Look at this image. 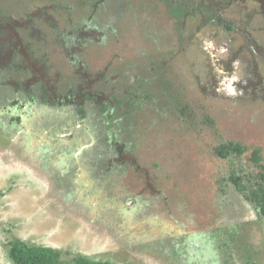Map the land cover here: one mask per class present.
I'll return each instance as SVG.
<instances>
[{
    "label": "rangeland",
    "instance_id": "rangeland-1",
    "mask_svg": "<svg viewBox=\"0 0 264 264\" xmlns=\"http://www.w3.org/2000/svg\"><path fill=\"white\" fill-rule=\"evenodd\" d=\"M60 2L44 14L36 9L49 7L44 0L6 2L16 20L0 34V52L9 46L0 58V120L7 101L28 100L31 112L25 128L0 122V264H15L16 238L63 251L61 264L79 255L112 264H264V217L229 180L233 171L246 183L256 174L254 150L264 163V3L218 0L226 7L218 11L207 1L208 11L178 19L166 0ZM216 12L235 29L202 23ZM218 48L231 51L229 60ZM15 49L24 59L14 61ZM129 83L137 109L126 97L101 113L113 94L132 96ZM52 116L75 121L79 144L90 132L92 173L78 156L81 168L67 174L61 156L70 140L41 130ZM115 138L126 144L121 158ZM228 141L245 152L217 155ZM98 159L102 169L90 164Z\"/></svg>",
    "mask_w": 264,
    "mask_h": 264
},
{
    "label": "trees",
    "instance_id": "trees-1",
    "mask_svg": "<svg viewBox=\"0 0 264 264\" xmlns=\"http://www.w3.org/2000/svg\"><path fill=\"white\" fill-rule=\"evenodd\" d=\"M18 1L19 0H15ZM46 1L47 5L49 7L46 6H39L36 9H38L41 13H45L48 11V9L51 8H58V6L63 5L60 0H44ZM104 0H100V3L103 2ZM207 1L209 3V5L213 6V0H205L203 2L200 3L199 0H166V5L168 7V10L170 13H172V15L178 19H184L183 16L186 15L187 18L191 17L193 14H197V12H202V11H208L206 8L207 5ZM215 4H216V10L221 11L222 9L224 10L225 7V3L224 4H218L216 3V1L218 0H214ZM220 1V0H219ZM225 1V0H224ZM8 2V0H0V34L2 33V28H3V24L6 23H10L12 21H15L16 18L14 17V15L12 13H10L11 11L8 10L11 6L6 3ZM10 3H12V0H10ZM16 3V2H15ZM264 3V0H261V3L259 4V6H261ZM6 5V7H5ZM218 6V7H217ZM221 13V12H220ZM218 15L219 12H216L214 14V16H210V15H203V24H214V27H220L224 28V29H228V30H234L235 29V25L231 20H226L224 17L219 18L218 19ZM30 17V16H29ZM31 19V17L29 18ZM94 20H90L88 21V25H93L92 23H94ZM96 25V23H95ZM33 37V36H31ZM21 40H23L22 38H20ZM0 42L3 43V40H0ZM21 47V46H20ZM9 48L8 44H6V49ZM6 49L2 50L0 52V58L4 59V54L6 53ZM30 51V49L28 50ZM31 52H34L35 54L37 53V51H35V49H32ZM18 54L22 56V58L24 59L23 54L21 53L20 50L15 49L14 53L11 54L12 57H14V61H16V57H18ZM151 66H155V61H153V59L150 61ZM11 66L13 67V65L11 64H6V68L11 70ZM115 71H117L118 73H122L121 69L118 68V66L115 68ZM0 72L3 73V71L0 69ZM72 87L71 89V94L68 97L70 99H72V97H75L76 95V90L74 89V85L69 86ZM103 90L105 93L108 92V90L106 88L103 87ZM127 90L131 91V95H127L126 93H124L123 95H125L124 97H122L121 99H119L116 94H113L112 97L107 98L106 102L103 103L104 106H101V111L102 112H107V110L104 107H108L109 103H111V101L117 102L118 106L116 108H119L121 106H124V104H127V101L125 100L126 97H128V99L131 101L130 105L134 108L137 109L138 107V100H136L135 98V94L138 90H136V88H134L133 85H131L129 83V85H127ZM129 92V91H128ZM97 94L99 95H103L100 91L97 90ZM85 97L84 99L89 98V94L85 93L84 94ZM64 102V101H62ZM114 110V108L110 107L109 112H112ZM84 115V113H83ZM19 119V117H18ZM205 121L208 122L209 124H214L213 119L208 116L206 114V118ZM115 149L117 150V152H115L114 154L117 157L123 156V154L125 155L126 148L124 143H120L118 141H116L115 138ZM246 150V147L244 146V144L240 143V142H236V141H228V142H224L219 144L216 148H215V152L217 155H219L222 158H229L231 156H240L241 154H243ZM262 160V156L260 153V150H254L253 151V158L252 161L255 162V165L258 166L257 168L259 169L256 174H252V175H248L247 178L249 179L247 181V183L243 180V177L238 175L237 172L233 171L231 176H230V181L235 185L236 189L242 193V195L244 196L245 200L247 202H250L254 209L256 210L257 214L259 216L264 217V163H261ZM4 196V193L0 190V208L2 206V197ZM238 227V226H237ZM236 227H233V230ZM65 253L59 249L50 247V246H43V245H34V244H29L28 242L20 239V238H16L14 240L10 241V246H9V255L12 258V260L14 261L15 264H61L62 262V257ZM74 262L76 264H112L111 261L109 260H91L85 256H76L74 258ZM256 264V263H253Z\"/></svg>",
    "mask_w": 264,
    "mask_h": 264
},
{
    "label": "flooded vegetation",
    "instance_id": "flooded-vegetation-1",
    "mask_svg": "<svg viewBox=\"0 0 264 264\" xmlns=\"http://www.w3.org/2000/svg\"><path fill=\"white\" fill-rule=\"evenodd\" d=\"M232 2L234 3L235 0H232ZM219 31L224 32L223 29H219ZM223 36H224L223 33H220L219 34V37H223ZM230 41H232V39L231 40H222V44H224L225 46L228 47V46L231 45V42ZM214 46L215 45H213V48H214ZM242 47H243V49L246 48L245 45H243ZM222 51L223 50H221V49L218 48L216 50L217 56H219L221 58H224V60H226V61L229 60V58H230L229 57V54H230L231 51L229 52L228 55L225 54V53H221ZM0 84H1V80H0ZM230 90H233L234 91L235 88L234 87H230ZM15 102H16V104H11L10 106H8L9 101H7V103H5L3 105L6 108V112H5L4 115H2L3 116V118H2L3 121L0 120V122H3L4 124H6V126L8 124L9 125H14V123H15V124L21 125V128L22 127L25 128L26 126H25V123H24L25 122L24 117L26 116V118H29V114L31 112L30 111V107L31 106H28V105L30 104V102L28 100H26V101H22V100L17 101V100H15ZM21 105H23V107L21 109H19ZM12 106H14V108ZM19 110L22 111V113H20ZM101 113H104V112H101ZM18 114H20L21 117H20L19 120H16V118L14 116H16ZM0 115H1V112H0ZM88 116H89L88 113H86V114H84L82 116V118H81V123L82 124L83 123L84 124L87 123L86 121L88 120ZM53 118H55V117H53ZM53 118L52 119L51 118H47L42 123L41 130H42V132H44V130H45V132H48L49 133V137L52 140H61L62 143H64V139H69L70 140V145L68 146L70 148L69 153H67L65 156L64 155L61 156V159L64 158V160H65V163L63 164V166H64V168H65L66 171L68 170L67 174L69 173V171H72L73 169L76 170V169L81 168L80 167V162H78L79 161L78 156L82 159V161H81L82 162V167H85L87 170H89V172L92 173V171L90 170L91 167L86 165V163H87L86 160L91 159V156H89L87 159L85 158V154L87 153V151L93 149L92 148V139L93 138L91 137L90 132H88L89 133V138L84 140L85 143L79 144L78 141H77V139H75V137H76L75 136V134H76V130H75L76 123H75V121L73 123V120H71V121H65V120H61L60 119L61 120V123L58 124V122H57L58 118H55V119H53ZM94 128L96 130H98V128H99V130L101 129L100 127H97L96 128L95 126H94ZM111 129L113 131H117V128H110L109 130H111ZM105 131H107V129ZM19 132L23 133V135H27V137L32 138L31 136H29L28 133L25 132V130L24 131L19 130ZM64 134H66V135H64ZM21 136H22V134H21ZM45 146L46 147H49L47 145H45ZM105 153H107L106 150H105ZM113 155H114V153H113ZM70 158L72 159V167L71 168L69 167L71 165L66 164V159L69 160ZM99 161L103 163V161H101L100 159H98L96 163H94L95 161H92L93 163H90V164L93 165L94 167H97L98 168L101 165ZM102 167L103 166H100L99 169H102ZM63 172L64 171H61L62 175H64V176L67 175V174H64ZM77 175H78V173H77ZM98 191L101 194L103 193L102 190H98ZM92 194H93V192H88L87 193V197H93Z\"/></svg>",
    "mask_w": 264,
    "mask_h": 264
},
{
    "label": "crops",
    "instance_id": "crops-1",
    "mask_svg": "<svg viewBox=\"0 0 264 264\" xmlns=\"http://www.w3.org/2000/svg\"><path fill=\"white\" fill-rule=\"evenodd\" d=\"M24 119H26V121H27L28 118H26V116H25ZM23 141H24V140H23ZM50 162H53V159H52V161H50Z\"/></svg>",
    "mask_w": 264,
    "mask_h": 264
}]
</instances>
